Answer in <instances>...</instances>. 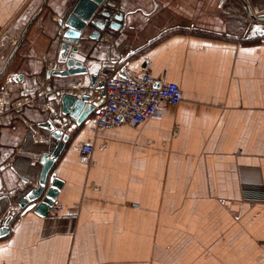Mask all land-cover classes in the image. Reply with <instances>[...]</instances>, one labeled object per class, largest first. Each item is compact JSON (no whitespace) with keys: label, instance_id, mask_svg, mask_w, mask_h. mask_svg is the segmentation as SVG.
I'll list each match as a JSON object with an SVG mask.
<instances>
[{"label":"crops","instance_id":"crops-1","mask_svg":"<svg viewBox=\"0 0 264 264\" xmlns=\"http://www.w3.org/2000/svg\"><path fill=\"white\" fill-rule=\"evenodd\" d=\"M128 1L139 11L127 15L116 48L122 62L105 77L122 66L146 69L176 83L181 101L110 130L92 128L94 113L71 121L47 178L62 181L57 215L75 219L17 208L54 142L41 126L52 116L38 98L0 114V227L9 229L0 264H264V34L252 31L240 0ZM245 1L252 14L264 12V0ZM72 3L0 0V38H19L0 97L3 88L10 102L33 95L34 79L55 89L44 71ZM5 74L23 75L26 85L5 83ZM79 142L93 146L89 164L79 160Z\"/></svg>","mask_w":264,"mask_h":264},{"label":"water","instance_id":"water-1","mask_svg":"<svg viewBox=\"0 0 264 264\" xmlns=\"http://www.w3.org/2000/svg\"><path fill=\"white\" fill-rule=\"evenodd\" d=\"M240 1L251 21L255 22L252 31L255 34H264V12L254 15L246 1ZM138 11L131 8L128 0H73L68 13L57 21L61 28L55 37V44L58 46L57 57L52 62V67L44 71V77L52 79L55 85V94L38 98L36 106L41 107L46 101L58 97L60 114L69 118V121L62 129L52 119L41 124L49 131L54 142L51 144L52 147L42 152L38 158L41 169L36 185L25 190L17 201V208L22 209L23 213L32 210L35 215L46 217L50 206L55 202L62 181L56 178L55 174H51L49 178L47 176L69 143V125L72 120L75 124L85 122L101 106L102 100L92 101L91 97L95 91L99 92L101 98L104 96L102 79L115 65L122 62L116 48L120 41L119 37L129 22L127 15ZM106 39L110 42L106 43ZM16 49L17 47L7 58L0 70V76L6 72ZM124 70L125 66H122L118 74L125 76ZM12 81L26 85L24 76L20 74L14 76ZM34 81L33 88L36 89L38 82L35 79ZM61 89H71L74 92L60 94ZM64 121L65 119L62 122ZM2 159L0 156V164ZM2 168L0 166V171ZM22 182L26 183L28 180L22 178ZM3 186L4 181L0 175V192ZM15 192L16 189L9 193ZM8 230L6 224L1 226L0 238L7 234Z\"/></svg>","mask_w":264,"mask_h":264},{"label":"built area","instance_id":"built-area-1","mask_svg":"<svg viewBox=\"0 0 264 264\" xmlns=\"http://www.w3.org/2000/svg\"><path fill=\"white\" fill-rule=\"evenodd\" d=\"M254 12L256 13V10ZM21 24L24 25L23 22ZM18 42L19 38L17 34L1 36L0 62L7 60ZM51 67L52 62H47L46 69ZM123 72L125 76H120L117 72L102 79V90L104 92L102 104L96 109L90 120L94 130H110L121 125H136L155 116L161 106L174 107L181 101V90L176 83L155 78L146 69L137 71L124 70ZM11 79V74H5V83L10 82ZM36 81L38 82V86L33 97L25 96L21 100L13 102L9 101L7 97L8 93L3 88L4 95L0 97V114H3L8 108L24 104L33 106L37 98L45 97L49 93L54 92L55 89L47 90L39 79H36ZM72 92L74 91L71 89L60 90V94H72ZM91 100L96 101L97 99L92 95ZM52 102L53 100L46 101L45 105L40 108L47 111L52 116L53 122L62 129L67 126L69 118L57 112ZM55 102L59 103L58 97L55 99ZM64 119L65 121L62 122ZM7 123H10V121L7 120ZM76 148L79 152L80 162L89 164L93 151L92 144L89 142H79ZM59 210H61V205L54 202L50 206L47 216L62 219H75L77 216L76 212H65L58 216L57 212Z\"/></svg>","mask_w":264,"mask_h":264},{"label":"trees","instance_id":"trees-1","mask_svg":"<svg viewBox=\"0 0 264 264\" xmlns=\"http://www.w3.org/2000/svg\"><path fill=\"white\" fill-rule=\"evenodd\" d=\"M9 63H10V61H9ZM10 66H11V63H10V64H8L7 68H9ZM1 80H3V81H4V75H1V76H0V81H1ZM0 85H1V84H0Z\"/></svg>","mask_w":264,"mask_h":264},{"label":"rangeland","instance_id":"rangeland-1","mask_svg":"<svg viewBox=\"0 0 264 264\" xmlns=\"http://www.w3.org/2000/svg\"><path fill=\"white\" fill-rule=\"evenodd\" d=\"M9 101H10V100H9ZM11 102H13V100H12Z\"/></svg>","mask_w":264,"mask_h":264}]
</instances>
